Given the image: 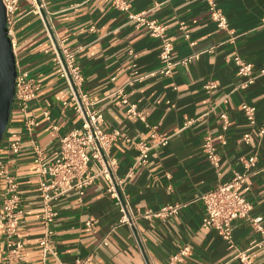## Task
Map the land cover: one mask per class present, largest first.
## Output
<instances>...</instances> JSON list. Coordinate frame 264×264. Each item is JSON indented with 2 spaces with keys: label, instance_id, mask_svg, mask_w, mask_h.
Wrapping results in <instances>:
<instances>
[{
  "label": "crops",
  "instance_id": "0c3cea01",
  "mask_svg": "<svg viewBox=\"0 0 264 264\" xmlns=\"http://www.w3.org/2000/svg\"><path fill=\"white\" fill-rule=\"evenodd\" d=\"M118 1L126 3L127 10L116 8L113 0H46L57 37L75 53L83 91L103 112V131L119 132L111 155L124 179L131 210L186 204L164 222L139 221L153 264H165L169 255L185 245L190 254L179 264H242L236 257L242 251L253 264H264V245L247 251L252 242L260 241L247 221L232 223L230 244L215 230L202 227L204 208L198 199L230 181L234 173L243 170V161L255 153L258 164L249 171L253 174L247 180L250 191L242 194L252 206L251 216L259 217L264 225V173H257L264 164V137L259 139L240 109L243 103L254 105L257 126L264 124V77L258 75L264 68V0H210L225 17V29L217 28L210 18L209 0ZM129 15H141L165 26L173 44L172 60L192 54L199 57L174 67L170 77L162 75L160 41ZM180 24L185 25V31ZM11 32L16 71L33 77L38 90L27 112L31 122L12 108L0 144V162L18 184L22 216L14 238L24 246L20 262L42 264L38 245L43 232L41 200L33 145L44 147L51 162L59 155V137L80 122L70 108L60 106L68 89L52 62L41 21L25 2L18 5ZM185 33L189 40L184 39ZM234 55L252 64V83L244 84L246 79L237 75ZM133 71L145 77L129 87ZM208 81L215 84L210 91L204 89ZM122 94L142 112L143 120L126 113ZM45 111L49 121L43 117ZM220 113L226 114V130L222 129ZM153 132L168 136V144L152 148L146 163L134 166L138 150L126 139L146 142ZM13 133L19 141L17 154L8 147ZM246 133H250L248 143L242 140ZM207 137L217 166L211 164L204 149ZM106 187V180L99 177L81 201L73 191L53 200L57 212L52 224L55 255L48 254L46 264H76L87 258L88 264H146L131 230L118 224L121 214ZM5 189L0 174V211ZM86 222L92 226L87 227ZM4 257L5 241L0 231V264Z\"/></svg>",
  "mask_w": 264,
  "mask_h": 264
},
{
  "label": "built area",
  "instance_id": "2783aa9c",
  "mask_svg": "<svg viewBox=\"0 0 264 264\" xmlns=\"http://www.w3.org/2000/svg\"><path fill=\"white\" fill-rule=\"evenodd\" d=\"M5 11L7 25V35L11 39L12 26L14 25V14L18 9L20 2H25L29 6L31 13L36 14L50 43L52 52V62L57 66L59 77L65 82L68 89V95L60 104L62 109L70 108L72 114L79 119V126L68 133L59 137V155L53 161H48L47 151L44 147L33 145V165L34 175L37 178V192L41 200V223L42 236L39 240V249L42 255V264L48 254L55 255L53 250V228L52 224L56 220L57 212L53 208V200L67 192H75L77 200L81 201L85 190L92 185L99 177L106 180V193L109 198L115 200V205L120 212L118 220L119 225L127 226L134 237L136 245L145 258L146 264H153L148 253L146 238L139 226L140 220L166 221L171 216L177 214L186 204H168L158 209L146 208L142 211H132L129 205V199L124 192V179L117 173V161L111 155V146L113 141L119 135V132H105L103 126V112L92 102L82 89L83 77L80 67L76 61L75 53L70 52L60 40L54 30L51 13L47 9L46 0H1ZM113 5L121 10H127V4L113 0ZM208 8L210 18L215 22L219 29L227 28V22L216 4L209 0ZM130 20H135L138 25L145 27L150 36L160 41V50L158 59L160 63V73L170 77L172 69L176 66L187 65L193 59H197L199 54H192L180 60H172L171 54L173 44L168 40L166 28L155 20H145L141 15H129ZM185 25L180 24V29L185 31ZM184 39L189 40V35L184 34ZM194 42L190 41L189 45ZM233 62L237 67V75L244 77L245 83L253 82L252 64L243 61L239 56L234 55ZM135 68V65H133ZM133 77L127 82V86H133L141 82L145 76H139L136 71L132 73ZM264 77V68L258 73ZM15 90L13 108H15L22 118L28 123L31 122L28 117V108L30 102L35 100L38 84L26 72H17L15 77ZM215 87L214 82L208 81L204 85L206 91ZM122 104L126 107V113L143 120L142 112L138 111L133 103H130L125 95L121 96ZM241 112L251 128H256L257 135L264 137V124L257 126L256 107L254 105L243 103L240 107ZM45 120L49 121V112L43 113ZM220 119L224 122L222 129L226 130V114L220 113ZM57 130V126H52ZM221 143H224L223 137H218ZM168 136H160L155 132L151 133L146 142L135 143L126 139L128 143L138 150V158L134 166L144 165L148 158V152L157 146H166ZM242 140L248 143L250 133L242 136ZM8 147L13 154L19 152V141L16 134L9 136ZM204 149L207 157L213 166H217L218 159L213 147L210 145V138L207 137L204 142ZM258 164V155L253 153L243 161V170L234 173L232 179L222 183L215 188L203 193L198 198L203 204V217L201 225L204 228L215 230L228 243H232L231 226L235 220L247 221L253 230L260 235V241L252 242L250 248L262 247L264 245V225L259 217L251 216V204L244 197L242 192L250 191L247 182L253 174L249 171ZM257 173H264V164L258 167ZM0 174L4 176L6 189L1 202L0 211V231L5 241V257L3 264H21L20 259L24 254L23 244L14 238L22 211L19 208L20 196L18 194V184L16 179L8 174L6 166L0 162ZM87 227H91V222H86ZM105 244V242H104ZM190 254V247L185 245L176 252L169 255L165 264H179ZM242 264H253L252 259L246 251L238 252L236 256ZM89 258L77 261L76 264H88Z\"/></svg>",
  "mask_w": 264,
  "mask_h": 264
},
{
  "label": "water",
  "instance_id": "95a60500",
  "mask_svg": "<svg viewBox=\"0 0 264 264\" xmlns=\"http://www.w3.org/2000/svg\"><path fill=\"white\" fill-rule=\"evenodd\" d=\"M7 32L5 11L0 0V144L13 108L17 73L12 42Z\"/></svg>",
  "mask_w": 264,
  "mask_h": 264
}]
</instances>
